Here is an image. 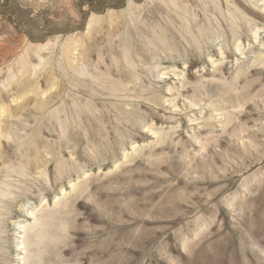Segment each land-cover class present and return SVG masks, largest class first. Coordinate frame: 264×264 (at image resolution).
<instances>
[{
    "label": "rangeland",
    "instance_id": "374dc122",
    "mask_svg": "<svg viewBox=\"0 0 264 264\" xmlns=\"http://www.w3.org/2000/svg\"><path fill=\"white\" fill-rule=\"evenodd\" d=\"M28 263L264 264V0H0V264Z\"/></svg>",
    "mask_w": 264,
    "mask_h": 264
},
{
    "label": "bare ground",
    "instance_id": "6f19581e",
    "mask_svg": "<svg viewBox=\"0 0 264 264\" xmlns=\"http://www.w3.org/2000/svg\"><path fill=\"white\" fill-rule=\"evenodd\" d=\"M262 2V1H261ZM176 4V3H175ZM169 7V6H168ZM172 7V6H171ZM177 9V8H176ZM196 18V17H195ZM194 19V18H193ZM191 23V22H190ZM92 25V24H91ZM140 25H142L143 26V24H140ZM260 36V35H259ZM193 38V37H192ZM236 43V42H235ZM240 43V42H239ZM127 46V45H126ZM130 49V48H129ZM237 50L239 51V52H241V50L239 49V47H237ZM72 51L73 50H69L68 52L71 54L72 53ZM221 51V50H220ZM130 52V51H129ZM124 53H126V52H124ZM74 55V54H73ZM72 55V56H73ZM71 56V57H72ZM128 60V59H127ZM127 62V61H126ZM128 64V63H127ZM33 219H34V214L33 213H31V214H29ZM20 226V225H19ZM20 228V227H19ZM21 228H23L24 230L26 229V227L24 226V227H22L21 226ZM20 228V229H21ZM47 229V228H46ZM35 231H34V238H36V239H40L41 238V236L44 234L43 233V230L42 229H40V228H38V226L34 229ZM25 232V231H24ZM32 231L30 230V231H26L25 233H26V235H31L30 233H31ZM45 235V234H44ZM45 237V236H44ZM33 241V240H32ZM22 245H23V243H22ZM23 247V246H22ZM25 247V246H24ZM22 250H26V249H28L27 247H25V248H21ZM27 252V251H26ZM20 255V254H19ZM18 256V255H17ZM19 260V259H18ZM23 260V259H22ZM29 264V263H28Z\"/></svg>",
    "mask_w": 264,
    "mask_h": 264
}]
</instances>
